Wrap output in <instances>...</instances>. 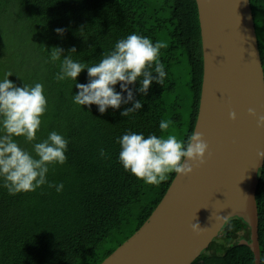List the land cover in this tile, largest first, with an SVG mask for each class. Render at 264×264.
<instances>
[{
    "label": "trees",
    "instance_id": "1",
    "mask_svg": "<svg viewBox=\"0 0 264 264\" xmlns=\"http://www.w3.org/2000/svg\"><path fill=\"white\" fill-rule=\"evenodd\" d=\"M264 68V0H251ZM63 29L62 35L56 29ZM161 42L163 86L153 82L146 95L133 88L142 108L121 104L104 113L96 105L72 103L74 81L57 82L59 61L49 62L53 47L89 66L130 34ZM23 87L41 83L47 100L36 139L14 137L24 150L52 131L68 141L63 165H50L47 180L63 183L57 193L47 185L10 196L0 187V264H102L151 217L175 173L159 185L145 184L118 163L117 139L127 132L184 141L195 130L203 83V51L196 0H0V79ZM87 83V69L77 77ZM119 91V85L116 86ZM161 120H171L166 131ZM107 154L101 158L99 150ZM259 242L264 264V171L258 186ZM250 228L231 219L220 236L193 264H255L248 246Z\"/></svg>",
    "mask_w": 264,
    "mask_h": 264
},
{
    "label": "water",
    "instance_id": "2",
    "mask_svg": "<svg viewBox=\"0 0 264 264\" xmlns=\"http://www.w3.org/2000/svg\"><path fill=\"white\" fill-rule=\"evenodd\" d=\"M196 3L203 83L194 132L208 145L204 163L176 175L151 217L102 264H193L233 218L248 224L251 242L241 245L261 264L257 192L264 160L257 153L264 151V128L248 110L264 115V68L251 0ZM192 223L203 229L194 233Z\"/></svg>",
    "mask_w": 264,
    "mask_h": 264
},
{
    "label": "clouds",
    "instance_id": "3",
    "mask_svg": "<svg viewBox=\"0 0 264 264\" xmlns=\"http://www.w3.org/2000/svg\"><path fill=\"white\" fill-rule=\"evenodd\" d=\"M56 33L62 35L64 30L57 28ZM161 42L153 43L146 36L130 34L118 40L114 48L103 54L96 64L75 61L69 54L61 58L63 50L53 47L49 52V62L59 61V71L55 75L57 82L74 81L78 90L72 95V103L79 106L96 105L100 113L108 108L119 109L121 104L132 106L121 111L122 117L142 108L140 100H134L133 88L139 86L136 92L147 94L155 82L163 86L166 78L165 65L160 61ZM87 69V83L77 82L79 74ZM11 73L4 74L0 79V187L7 190L8 195L15 196L22 192H33L47 185L57 193L62 192L63 183L53 184L47 180L50 165H63L67 157V139L52 131L47 138L32 145V152L22 149L14 137L23 136L27 142L36 139V133L41 126V117L45 114L47 100L41 83L32 86L23 83L16 86L9 80ZM264 76V69H261ZM119 85V91L116 86ZM249 115L257 118V127L264 128V115L257 116L254 109L248 110ZM229 118L235 120L236 114L229 113ZM171 120H161L159 129L163 132L169 128ZM120 146L118 163L122 168L142 180L145 184L159 185L168 178V174L187 175L192 172V163H204L208 149L202 134L193 132L186 140L181 141L175 135L158 137L143 133L127 132L117 141ZM101 158L107 154L103 148L99 150ZM264 160V151L257 153ZM191 162V163H190ZM191 229L199 233L203 228L199 223H192Z\"/></svg>",
    "mask_w": 264,
    "mask_h": 264
}]
</instances>
